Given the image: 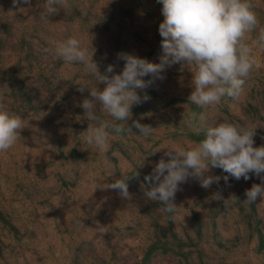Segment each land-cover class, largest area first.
Wrapping results in <instances>:
<instances>
[{"label":"rangeland","instance_id":"1","mask_svg":"<svg viewBox=\"0 0 264 264\" xmlns=\"http://www.w3.org/2000/svg\"><path fill=\"white\" fill-rule=\"evenodd\" d=\"M252 3L264 27V0ZM57 7L48 14L44 0H32L31 9L19 12L12 0H0V84L11 88H0V101L26 125L17 143L0 153V264H142L156 240L146 264H264V246L258 244L259 231L264 237V203L244 202L245 190L261 183L254 174L248 180L221 179L209 189L190 177L176 193L173 213L162 212L142 187L166 151L162 148L195 147L217 122L255 125L254 146L263 144L264 49L254 46L261 67L250 74L240 99L225 98L214 107L190 103L192 73L179 64L168 68L128 121V126L151 125L154 132L144 136L135 127L129 132L125 122V131L110 133L100 151L83 143L81 134L101 122H119L99 108L98 120H86L79 105L89 93L81 94L74 82L95 87V78L46 50L76 37L95 51L102 72L108 64L123 69L118 53L159 63L162 4L66 0ZM257 35L258 30L250 40ZM131 172L139 174L128 181L131 200L101 188ZM209 174L226 175L219 168ZM217 192L239 199L226 209L222 200L212 199Z\"/></svg>","mask_w":264,"mask_h":264},{"label":"clouds","instance_id":"2","mask_svg":"<svg viewBox=\"0 0 264 264\" xmlns=\"http://www.w3.org/2000/svg\"><path fill=\"white\" fill-rule=\"evenodd\" d=\"M65 3L66 0H44L45 12L55 14L57 6L62 7ZM157 3L162 4L164 17L159 24L162 37L159 63L118 53L117 59L125 61L123 69L117 72L115 64H108L102 72L94 60L95 51L82 47L76 37L56 42L54 48L46 50L67 64L82 65L84 71L95 78V87L74 82L81 94L86 90L89 93L79 105L86 120H98L99 108L112 121L119 122H101L95 127L89 126L81 134L83 143L100 151L106 149L110 133L125 131V122L129 132L133 127L144 136L154 132L151 125L133 121L128 126V121L132 118L133 107L150 99L145 90L156 80H164L168 68L179 64L181 70L192 73L193 90L188 100L205 108L214 107L225 98L238 101L250 74L261 67L254 46L264 49V27H260L252 0H157ZM12 7L24 12L32 8V0H12ZM41 19H47V16L42 13ZM257 30L258 35L250 40V34ZM146 76L151 79L145 80ZM0 88L11 91L7 82L0 84ZM25 127L24 119L0 101V153L7 152L17 143ZM257 128L224 120L207 127L205 138L195 147L173 145L162 148L166 151L152 172L144 177L147 182V187L142 184L144 196L158 202L162 212L173 213L177 208L174 203L176 193L190 177L196 179L202 188L209 189L221 179L225 183L229 177L237 181L241 178L248 180L254 174L261 183H253L245 190L244 202L253 205L259 199L260 204L264 203V144L254 146ZM213 168L222 169L226 175L209 174ZM138 175L121 176L101 188L117 191L122 199L131 200L128 181ZM212 199L222 200L228 209L239 198L231 195L224 199L217 192ZM95 223L99 231L105 232V226L99 221Z\"/></svg>","mask_w":264,"mask_h":264},{"label":"trees","instance_id":"3","mask_svg":"<svg viewBox=\"0 0 264 264\" xmlns=\"http://www.w3.org/2000/svg\"><path fill=\"white\" fill-rule=\"evenodd\" d=\"M145 91L147 92L148 95L154 94V92H155L154 87L152 85L150 87H148ZM141 95H144V92H141ZM191 135H192V137H194L196 139H203L204 138V136L202 134L191 133ZM263 144H264V142H263ZM74 153L75 152L72 151V154H74ZM129 175L133 176V173L131 172ZM157 241L158 240L151 242V244L149 245V248L146 249V251H145V253H144L143 257H142V261H141L142 264H146V260L150 256V252L155 247ZM258 244H259L260 247L264 246V237H263V234H262L261 231H259V233H258Z\"/></svg>","mask_w":264,"mask_h":264}]
</instances>
